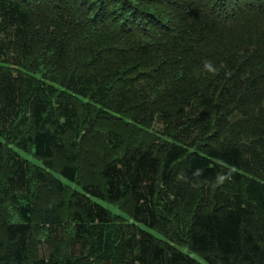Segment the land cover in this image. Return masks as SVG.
Wrapping results in <instances>:
<instances>
[{
    "label": "trees",
    "instance_id": "1",
    "mask_svg": "<svg viewBox=\"0 0 264 264\" xmlns=\"http://www.w3.org/2000/svg\"><path fill=\"white\" fill-rule=\"evenodd\" d=\"M0 264H264V0H0Z\"/></svg>",
    "mask_w": 264,
    "mask_h": 264
},
{
    "label": "rangeland",
    "instance_id": "2",
    "mask_svg": "<svg viewBox=\"0 0 264 264\" xmlns=\"http://www.w3.org/2000/svg\"><path fill=\"white\" fill-rule=\"evenodd\" d=\"M155 127V126H154ZM156 128V127H155Z\"/></svg>",
    "mask_w": 264,
    "mask_h": 264
}]
</instances>
